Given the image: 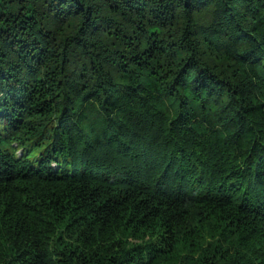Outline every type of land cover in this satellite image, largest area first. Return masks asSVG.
<instances>
[{
    "label": "trees",
    "instance_id": "trees-1",
    "mask_svg": "<svg viewBox=\"0 0 264 264\" xmlns=\"http://www.w3.org/2000/svg\"><path fill=\"white\" fill-rule=\"evenodd\" d=\"M0 264H264V0H0Z\"/></svg>",
    "mask_w": 264,
    "mask_h": 264
}]
</instances>
